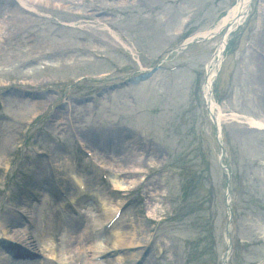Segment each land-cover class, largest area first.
Here are the masks:
<instances>
[{"label":"rangeland","instance_id":"374dc122","mask_svg":"<svg viewBox=\"0 0 264 264\" xmlns=\"http://www.w3.org/2000/svg\"><path fill=\"white\" fill-rule=\"evenodd\" d=\"M80 1H85V10H89L93 16L90 21L75 20L81 18L77 8L70 9L68 14L44 8L40 14H29V17L18 15L20 21L15 20L9 29L12 32L10 40L7 42L3 39L7 36H2L0 41V94L6 91L10 93L7 111H2L0 103L1 225L7 219L5 212L15 203L12 193H15V197H21L16 189L25 184L26 175L32 168L34 174L40 175L38 177L41 181L46 178L48 190L57 187V191L61 190L66 195L72 191L68 183L63 182L59 172L61 169L57 172V179L50 181V175L54 178V171L52 167L45 165H51L50 159L53 157L61 161L62 167L59 164V168H63L65 161L76 154L75 147L71 144L73 141L68 120V112L73 108L77 125L84 133H90L89 129L97 125L99 128L109 126L110 131L121 130L112 128L114 122H120L121 126L132 130L120 133L127 136L125 144L113 140L110 145L112 153L109 155L111 165L122 174L118 180L128 187V191L130 187L139 184L145 172L150 171L149 166L142 164L140 160L143 147L139 139L143 133L153 139L152 147L156 155L160 156V159H153L152 164L157 162L156 168H164V174L155 185L164 197L156 195L155 198L153 192L149 197V208H144L140 207L139 198L135 196L132 207L127 209L111 236L123 233L127 235V240L133 239L135 244L141 241L140 250L143 248L144 243L152 236L151 223L145 217L167 216L184 179L195 167L196 170H205V164L198 162L200 158L192 160L191 154L185 157L192 149L199 147L198 157H205L208 161L211 188L208 189L207 185L197 179L188 186L190 194L196 197L191 201L201 202L199 210L192 216H180L172 223L175 231L168 235L170 242L159 236L163 246L170 247L165 260L158 262L157 259H152V252L155 254L160 250L156 246L152 248L146 264H221L227 223L230 225L234 249L228 264H264V246H260L264 243V132L248 128L242 123L236 124L237 122L223 127L221 161L230 172L229 187L231 193L235 194L236 203L235 215L229 222L224 205L227 175L218 165L221 147L205 111L202 96L206 65L211 60L210 54L220 44L221 35L185 50L180 48L183 40L193 34H203L213 29L237 0H181L177 5V0H130V7L123 6L120 9L118 6L122 3L117 4L118 0H107L106 4H100V0H79L76 3ZM258 1H252L246 23L228 40V47L222 54L220 72L213 85V96L223 107L224 114H237L243 118L251 116L256 121H264V77L262 74L259 77V67L251 66L255 51L250 48L251 40L255 39L252 49L262 46L264 50V22H260L259 31L251 38L244 59L236 65L239 48L246 41L251 27L257 25L254 12L259 10ZM260 3L264 4V0H260ZM34 17L41 18L44 22L43 48L39 51L22 47L24 34L19 33L25 22ZM263 17L264 14L261 18ZM53 18L72 21L76 29L68 32L64 39L57 40L53 37V41H46V33H57ZM98 19L120 39L123 38L124 42L133 45L134 59L106 31L101 32L99 26L92 24H101ZM4 20L2 14L0 21ZM88 33L91 36H87ZM100 34L107 44L102 45L95 40L102 39ZM89 51L95 54L88 55ZM96 56L103 59H97ZM83 57L87 60L81 59ZM46 60L49 63L44 66L40 63L38 68L29 69L31 64ZM255 62L257 63L256 60ZM173 66L177 69L170 72L169 69ZM177 66L185 68L180 70ZM24 68L30 71L22 73ZM186 68L189 70H185ZM169 77L173 78L172 83ZM80 78L83 79L79 80ZM48 79L55 80L57 84L47 81ZM133 79L140 80L141 83L135 87H130L129 84L119 86V89L107 90L101 95V89ZM76 81L78 82L75 83ZM13 88L38 91L40 94L36 96L37 101L25 99L24 105H21L19 98L24 95ZM47 91L50 93L47 94ZM108 94L111 95V103H106ZM65 95H69V100L74 101L87 97L88 102L73 106L71 101L69 104L65 102ZM99 95L103 96L102 100L96 99ZM131 96L138 100L136 110L130 104ZM35 102L38 104H34ZM97 103L100 107L95 109ZM55 105L58 106L57 112H52L51 108ZM134 111H138L140 116L124 119L133 115ZM4 112L5 115L12 114L13 120L2 119ZM33 115L40 117L29 125ZM48 120H57V129L52 137L56 138L58 144L66 145V155L61 153L59 146L54 147L52 153L49 150L52 149V137L49 136L48 129L53 128L55 131V125L48 123ZM93 145L96 150L106 152L105 142L102 140L93 141ZM131 155L134 157L129 159ZM140 165L143 168H139ZM92 174L95 178H92ZM87 179L91 188L87 196L93 201V196L98 194L104 200L103 206L107 213L122 204L123 193L112 195V188H107L108 185L100 181L98 172L88 173ZM244 189L245 199L242 198ZM136 192L137 189L130 194ZM207 196L210 201L215 200L214 209L217 212L207 209ZM143 209H149L150 213L145 215ZM39 212L40 210H34L36 216ZM91 217H94V213ZM261 225L262 228L259 229ZM20 226L21 224L14 229L5 230L10 235L15 233L22 236L24 229ZM34 237L35 240L38 239L37 235ZM40 248L39 245L37 249ZM39 253L27 250L30 256L39 257ZM139 254L137 251L134 257H124V264H131ZM0 264L6 262L2 260Z\"/></svg>","mask_w":264,"mask_h":264},{"label":"bare ground","instance_id":"6f19581e","mask_svg":"<svg viewBox=\"0 0 264 264\" xmlns=\"http://www.w3.org/2000/svg\"><path fill=\"white\" fill-rule=\"evenodd\" d=\"M26 1L28 0H16V2L20 4V6H23L29 10H33L36 13L42 7L62 9V8H66L68 5H71L66 0H30L33 3V8H30L28 5H26ZM249 3H250V0H238L235 6L231 8L227 12L226 16H224L221 19V21L217 24L214 31H217L221 27H224V28L232 27L231 30H233L235 26H240L248 14V11L250 8ZM16 9H18V7H16ZM7 13L11 15V12L7 11ZM9 21L10 23H13L14 20H12L11 17L9 16L7 17V21H3L0 23V41H2V36L4 37L7 36L6 38H8L9 36V33H10ZM32 24H33V27H35L37 22L33 21ZM222 48H223V45L220 44V46L216 50L215 55L218 56L219 53L222 51ZM259 63L262 64L261 62ZM217 66L218 65L214 63L212 69L208 70L207 79L203 86V99H204V102L208 103L207 106H208L209 111L213 112V114L215 111H217V115L218 114L220 115V116L218 115V117L221 118L223 121L224 116L221 115L219 109L215 107V101H213L212 97L210 96L211 85L213 82V77L216 72ZM234 118H237V117L232 115V117L229 118V121L234 120ZM246 121L248 122L249 125H255V126L260 125L259 123L253 122L251 119H247ZM131 157H134V155H131L129 159ZM126 160L127 162L130 163L128 159ZM126 160H124V162H126ZM119 162H122V161L119 159ZM67 168L68 167L66 166L65 171H66L67 178L69 179V177H71L72 179L76 180V175H73L70 171L68 172ZM139 168H143V167L140 165ZM115 169L117 170L116 167ZM120 173L121 172L117 170V174H120ZM37 179H39V177H37ZM109 182L111 186L116 190L126 191L128 189V187L124 185V183L113 179V177L110 178ZM85 189H86V184H85ZM26 192H27L26 190H21L19 194L22 195L23 197H20V196L13 197V200L15 202L13 203V205L14 206L21 205L25 207V209H21L20 212H18L19 208H16L15 212L12 209L8 210V213L6 215L7 219L4 220L3 225H1L0 223V228L2 230L0 233V246H1L0 261L3 260L10 264H35V261L15 259V257H17L16 256L17 251L13 250V248L9 246V243H6L4 241V238L10 241L16 242L19 245L25 248H28V249L37 248L40 244L43 243V241L46 238V240L44 241V245L49 244L50 248L49 250H46V248L43 247V250L48 251L49 256H51L52 258L58 259L61 253V256L63 257L62 260L67 262L68 260L73 261L75 256L81 255L84 258L83 264H114V262L121 263L123 259L112 260L109 258H111L117 252L118 249H122L125 247L134 248L138 245H142L141 241L138 244H135L133 243L134 242L133 239L127 240L126 238L127 235L125 234H119V233L115 234L114 233L111 236L112 232L108 233V235L104 232L100 236L97 235L96 232L104 226V222L107 220L108 216L110 215V212H112L114 209L117 208L115 207L112 210L108 211L107 213L105 207L103 206L104 200L102 198L100 199L98 197V194L95 195L93 202L88 204V210H87V213H91V214L94 213L95 216L92 219H89V221L87 220L85 221V223L88 222V226L87 225L84 226L83 228L84 231L82 233H78V231L74 229L73 227H70L66 231V234L68 236L64 237L63 239H59V243L62 244L61 246H64V243L67 241L66 246H64V248L59 246L60 245L59 243L57 244V234H59L61 230L66 229L64 226V224L66 223V220L63 221L59 219L56 215L50 217V219L48 220L47 232L46 234L45 233L43 234V236L41 237V240H35L34 238V234H36V232L40 229L38 226L36 228L35 225L32 226L33 231L28 230L22 236L16 235L15 233L13 235H10L5 230V228L14 229L16 226L20 225L22 221L25 220L26 215H29V213L33 209L31 202H29L28 200V196ZM64 207H65L64 211L68 213L67 205H64ZM68 221L70 222L78 221L81 223L80 219H77V218L73 219L71 217H69ZM74 226L76 227V223ZM90 229H92L94 233H92ZM81 235L86 236V241H87L86 246L87 247L86 248H83V246H80V248L73 247L71 241H73V239L76 236H81ZM96 241H98L97 244H95ZM2 242H4L3 245H2ZM90 255L91 257H94V258L106 256L108 260L104 262L101 261L100 263L92 262L90 260L91 258L88 257Z\"/></svg>","mask_w":264,"mask_h":264}]
</instances>
